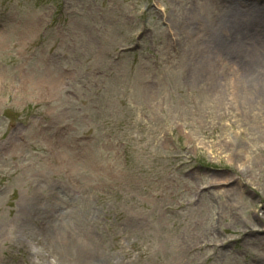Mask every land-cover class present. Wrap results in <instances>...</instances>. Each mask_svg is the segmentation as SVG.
Here are the masks:
<instances>
[{
  "label": "rangeland",
  "instance_id": "374dc122",
  "mask_svg": "<svg viewBox=\"0 0 264 264\" xmlns=\"http://www.w3.org/2000/svg\"><path fill=\"white\" fill-rule=\"evenodd\" d=\"M222 4L0 0V264H264V88L198 54Z\"/></svg>",
  "mask_w": 264,
  "mask_h": 264
},
{
  "label": "bare ground",
  "instance_id": "6f19581e",
  "mask_svg": "<svg viewBox=\"0 0 264 264\" xmlns=\"http://www.w3.org/2000/svg\"><path fill=\"white\" fill-rule=\"evenodd\" d=\"M225 13L217 15L199 39V55L216 54L220 63H229L241 76H258L264 88V0H222ZM260 3V4H259ZM236 6V7H235ZM237 10L236 12H234ZM222 11V10H221ZM227 11V13H226ZM4 40L0 34V42ZM257 74V75H256ZM236 90L232 89L231 96Z\"/></svg>",
  "mask_w": 264,
  "mask_h": 264
}]
</instances>
